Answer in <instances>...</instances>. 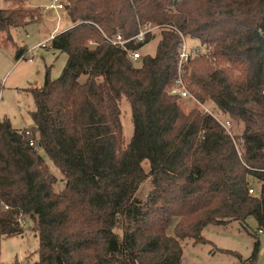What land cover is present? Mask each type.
Here are the masks:
<instances>
[{"label": "trees", "instance_id": "16d2710c", "mask_svg": "<svg viewBox=\"0 0 264 264\" xmlns=\"http://www.w3.org/2000/svg\"><path fill=\"white\" fill-rule=\"evenodd\" d=\"M2 1L16 8L0 7V33L39 21L27 0ZM65 3L73 26L50 48L67 63L29 90L34 127L0 118V251L3 239L26 233L22 218L39 240L33 264H183L180 240L208 243V225L254 217L264 228V0ZM147 24L159 27L156 52L136 63L129 52L153 32L125 49L107 40L132 39ZM184 38L208 53L187 62L183 79L211 113L197 104L185 113L168 94ZM123 98L133 122L126 147ZM216 118L245 127L229 134ZM40 151L65 178L60 193ZM250 179L262 183L253 194ZM259 252L257 242L247 264Z\"/></svg>", "mask_w": 264, "mask_h": 264}, {"label": "rangeland", "instance_id": "374dc122", "mask_svg": "<svg viewBox=\"0 0 264 264\" xmlns=\"http://www.w3.org/2000/svg\"><path fill=\"white\" fill-rule=\"evenodd\" d=\"M65 2L66 0H27L26 9H41V13L36 12L39 21L12 28L11 37L0 33V118L8 120L17 130H29L34 127L32 113L36 107L34 97L29 90L42 87L48 70L52 79L59 78L67 63L66 54L50 48L51 40L57 34L73 26L65 14L64 7L62 9L50 7L52 4L65 5ZM0 7L8 10L14 9L15 6L1 0ZM158 40L159 31L154 30L150 42L139 50L141 55H154ZM184 42L188 48L199 46L196 40L184 38ZM43 43L46 44L44 48L40 47ZM20 48H25L27 52L24 57L17 60V52ZM205 54L208 53L204 52L196 58L207 56ZM187 85L186 82V87ZM191 95L192 98L179 101L185 113L196 104L205 109V112L210 111L207 106L201 105L192 93ZM120 109L124 147H126L133 135V122L130 104L125 98L120 101ZM219 120L221 123L227 121L223 118ZM244 127L242 122L230 123L229 134L240 135ZM40 155L49 166L52 165L44 151H40ZM51 169L57 177L55 192L60 193L64 189L65 178L57 169L52 166ZM144 169L146 172L149 171L148 163L144 164ZM250 181L251 187L256 191L259 190L262 183L254 179ZM147 192L148 183H145L142 193L146 195ZM21 225L26 229L24 235L2 240L0 264H33L39 260V240L31 231V222L22 218ZM202 237L208 243L196 245L191 238L180 240L183 264H247L257 242L260 243V252L255 264H264V228L259 227L254 217L247 218L245 223L232 221L224 225H208L202 231Z\"/></svg>", "mask_w": 264, "mask_h": 264}, {"label": "built area", "instance_id": "2783aa9c", "mask_svg": "<svg viewBox=\"0 0 264 264\" xmlns=\"http://www.w3.org/2000/svg\"><path fill=\"white\" fill-rule=\"evenodd\" d=\"M56 1V0H55ZM51 9H62L63 5L62 4H57V5H51ZM159 27H153L151 25L145 26L137 36H135L132 39L125 40L122 35L118 34L113 38H107V40L114 45L115 47L119 48H124L128 42L132 40H136L138 42L144 41L146 35L148 33H152L154 30H158ZM46 46L45 43H43L40 47L44 48ZM205 50L201 47L198 46L196 48H188L186 43H182L180 53H179V58H178V74H177V80L173 86H171L168 90V94L172 96H178L181 99H190L192 98L191 93L189 92L188 88L186 87V83L183 79V74H184V66L187 64V62L190 59H193L196 56H199L203 54ZM129 57L132 61H138L141 58V53L139 50L129 52ZM207 112L211 113L210 111L206 110ZM217 119V118H216ZM220 124L228 131V126L230 125L229 121H226L225 123H221L219 119H217ZM255 192V189L252 187L249 189V193L253 194ZM261 232V231H260Z\"/></svg>", "mask_w": 264, "mask_h": 264}, {"label": "crops", "instance_id": "0c3cea01", "mask_svg": "<svg viewBox=\"0 0 264 264\" xmlns=\"http://www.w3.org/2000/svg\"><path fill=\"white\" fill-rule=\"evenodd\" d=\"M70 27H71V26H69L68 28H70ZM68 28H67V29H68Z\"/></svg>", "mask_w": 264, "mask_h": 264}]
</instances>
